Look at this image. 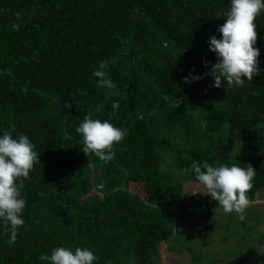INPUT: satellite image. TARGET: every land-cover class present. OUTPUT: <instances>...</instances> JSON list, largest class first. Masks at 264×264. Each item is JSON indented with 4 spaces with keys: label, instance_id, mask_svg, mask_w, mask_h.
Masks as SVG:
<instances>
[{
    "label": "trees",
    "instance_id": "trees-1",
    "mask_svg": "<svg viewBox=\"0 0 264 264\" xmlns=\"http://www.w3.org/2000/svg\"><path fill=\"white\" fill-rule=\"evenodd\" d=\"M230 7L231 0H0V136L26 135L40 160L23 180L25 223L13 244L0 222V264H48L39 257L57 247L86 248L98 257L93 264H163L161 247L171 241L193 264L219 263L228 249L212 253V240L189 238L200 216L173 207L189 181L199 183L193 161L250 163L249 201L264 190V10L254 21L259 74L240 88L213 87L204 75L217 61L210 38L220 37ZM105 60L111 89L93 76ZM193 75L201 79L186 83ZM85 116L126 130L110 161L81 150L76 128ZM130 181L145 184L148 198ZM92 190L93 206L80 199ZM70 200L79 201L71 211ZM220 213L222 243L264 245V214L252 206L243 221ZM242 256L238 264L248 261Z\"/></svg>",
    "mask_w": 264,
    "mask_h": 264
},
{
    "label": "clouds",
    "instance_id": "clouds-1",
    "mask_svg": "<svg viewBox=\"0 0 264 264\" xmlns=\"http://www.w3.org/2000/svg\"><path fill=\"white\" fill-rule=\"evenodd\" d=\"M262 10L264 0H231L230 10L224 14L225 22L217 29L220 37L213 35L209 41V50L217 57L216 63L204 74L212 76L214 83L211 86L220 88L226 83L229 87L240 88L245 84V77L247 81H252L259 74L260 51L254 47L258 38L254 21ZM13 28L19 30L16 24ZM208 63L204 61L205 66ZM107 67L106 60L100 61L93 76L97 78L98 87L111 89L115 85L105 71ZM199 79L201 77L198 75L184 77L186 83ZM112 107L117 109L118 102H114ZM76 132L82 136L81 150L87 156L94 154L105 162L114 156L113 145L126 136V130L115 127L108 120L101 121L89 116L83 118ZM33 149L34 145L24 134L13 138L11 131L5 130L0 136V222L9 233V245L16 241L17 230L25 223L22 215L27 201L21 195L23 180L29 177L34 165L40 163L39 155ZM191 170L201 190L186 192L210 195L225 213L235 212L241 221L245 219V210L250 205L247 193L252 189L256 175L250 163L246 167L235 164L212 166L207 161H193ZM256 246L264 253V245ZM39 259L48 264H93L98 257L86 248L78 247L73 252L69 248L57 247L51 255H41Z\"/></svg>",
    "mask_w": 264,
    "mask_h": 264
},
{
    "label": "rangeland",
    "instance_id": "rangeland-1",
    "mask_svg": "<svg viewBox=\"0 0 264 264\" xmlns=\"http://www.w3.org/2000/svg\"><path fill=\"white\" fill-rule=\"evenodd\" d=\"M129 188L133 191L138 192L142 197L148 198L149 188L142 182L130 181L128 184ZM201 190L199 183L195 181H189L184 188V193L178 198L177 203L173 207L176 213L184 214V212H191V217L200 216L198 223H194L188 227L189 238L191 235H196L197 239H208L212 240L213 245L211 247L212 253L224 252L222 250L228 249L225 254L219 256L218 264H238V259L241 255L247 258L245 264H264V253L260 252L257 247H252L250 250L242 245L241 239L234 240L231 238L227 243H222L221 239L225 236L224 231H215L216 224L220 225L226 218V214H221L222 207L216 203L217 201L212 199L210 195H205L203 192H197L195 194L186 191H198ZM97 191L92 190L91 193L82 196L80 199L89 202L92 206L96 199ZM66 207L69 211L76 208L79 205V201L70 200L65 202ZM255 208L257 214L262 216L264 214V190L261 191L259 197L250 202V205ZM220 211V212H219ZM234 215H238L234 212ZM179 219L182 226H187L186 218L179 215ZM215 225V226H214ZM258 227L264 228V222H262ZM236 228H238L236 226ZM251 241L250 238L247 240ZM171 242H166L161 247V257L163 264H193L188 252L182 254L176 253V251L169 246ZM180 246V241H178Z\"/></svg>",
    "mask_w": 264,
    "mask_h": 264
}]
</instances>
